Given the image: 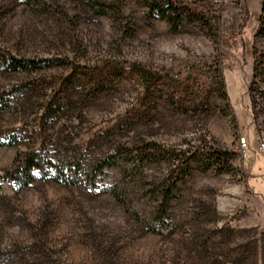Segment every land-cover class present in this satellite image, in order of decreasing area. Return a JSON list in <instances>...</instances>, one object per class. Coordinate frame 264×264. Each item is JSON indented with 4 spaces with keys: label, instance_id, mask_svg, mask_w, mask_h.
<instances>
[{
    "label": "rangeland",
    "instance_id": "1",
    "mask_svg": "<svg viewBox=\"0 0 264 264\" xmlns=\"http://www.w3.org/2000/svg\"><path fill=\"white\" fill-rule=\"evenodd\" d=\"M171 1L0 0V264H264L263 0ZM33 148L82 180H5Z\"/></svg>",
    "mask_w": 264,
    "mask_h": 264
},
{
    "label": "trees",
    "instance_id": "2",
    "mask_svg": "<svg viewBox=\"0 0 264 264\" xmlns=\"http://www.w3.org/2000/svg\"><path fill=\"white\" fill-rule=\"evenodd\" d=\"M147 1L148 0H145V2ZM152 2H154L157 6L167 4V8L171 9V12L173 13L170 20L174 24L175 29H177V26L183 20L182 12H177L176 10L177 5L172 3L171 0H152ZM95 4V8H98V14L103 15L106 13V8L110 6L107 3L100 1H95ZM196 19L203 21L201 17H196ZM258 21L259 27L256 34H264V0L261 4ZM262 72H264V65L259 61L258 51L255 50L253 76L256 77ZM50 108L51 111H48L45 114L50 116L53 114L52 112H54L55 117H57L59 114V106L55 105ZM146 149L149 150L148 148ZM147 150H145L142 157H139L140 159L137 163L131 157H129L128 160H131L133 166L141 167L144 161L148 162L151 160V155L148 154ZM115 164V161L105 159L100 161L95 169L96 171H101L104 167H111ZM83 169L84 167L81 157H76L73 154L67 155L66 157L64 155H60V153H56L55 157H48L41 149L33 148L16 155L11 167L5 172L4 178L5 180L14 182L19 188H26L38 179H52L61 184L76 185L82 180L81 174ZM93 179L94 178H90L89 180L92 182ZM169 190L170 189H167V191L161 195V199L157 205V214L160 218L168 215L167 204L172 197ZM149 229L153 232H159V229L154 227Z\"/></svg>",
    "mask_w": 264,
    "mask_h": 264
},
{
    "label": "built area",
    "instance_id": "3",
    "mask_svg": "<svg viewBox=\"0 0 264 264\" xmlns=\"http://www.w3.org/2000/svg\"><path fill=\"white\" fill-rule=\"evenodd\" d=\"M243 147L246 146V141L244 138L241 137V143H240ZM261 150L263 151L264 153V139L262 140L261 142Z\"/></svg>",
    "mask_w": 264,
    "mask_h": 264
}]
</instances>
